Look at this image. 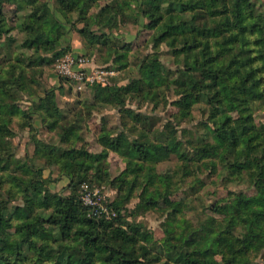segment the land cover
I'll list each match as a JSON object with an SVG mask.
<instances>
[{
  "label": "rangeland",
  "instance_id": "374dc122",
  "mask_svg": "<svg viewBox=\"0 0 264 264\" xmlns=\"http://www.w3.org/2000/svg\"><path fill=\"white\" fill-rule=\"evenodd\" d=\"M5 1L1 21L9 30L0 36V86L4 85L0 102H13L17 107L16 114L1 115L9 118L10 135L0 132L8 144L7 150L0 146V157L8 151L13 155L1 163L7 169H0V200L9 206L8 215L17 205L29 209L32 216L48 214L51 206L37 204L38 200L44 203L43 195L70 198L81 209L79 217L94 220L95 232L136 231V253L142 258L140 246L151 249V254L158 255L153 264H178L168 258L171 251L166 243L171 238L173 243L190 239L188 249L194 251L199 243L208 245L209 237L217 232L218 237L226 234L230 239L246 231L254 218V206L241 211V219L234 215L233 228L224 229L230 219L226 213L234 211L230 207L235 195L254 196L261 184L252 181L246 170L229 168L227 163L234 159L224 156L223 148L209 156L196 154V148L216 142L210 127L218 115L211 117V104L202 98L183 109L175 102L180 88L174 80L180 69L193 64L194 52H176L180 39L156 44V29L147 27L150 21L137 12L136 0H97L82 14L79 7L62 9L58 0H39L46 3L57 25L52 44L35 51L25 46L28 33L19 27L30 10H19L13 1ZM251 2L264 10V0ZM104 7L109 11L100 13ZM50 24L45 26L50 28ZM73 54L85 57L88 67L103 69L106 84H77L58 77L56 63ZM37 57L52 61L40 63ZM145 66L171 74L159 85L151 78V70L143 71ZM135 80L141 81L142 88L125 91L124 106H116L96 88L98 84L130 87ZM211 100L224 106L217 90H212ZM225 113L241 137L264 124L263 106L252 110L230 107ZM141 143L180 149L188 159L178 158L173 151L167 158L146 159L134 149ZM66 149L72 150L64 154ZM38 170L43 180L41 194L32 188L26 193V181L36 179ZM27 221L23 216L10 220L5 233L9 240L17 237ZM204 222L209 224L206 232L199 229ZM86 227L76 218L71 231ZM169 229L174 236L181 232L179 241ZM230 251L228 244H218L214 258L224 261ZM19 252L10 256L11 264H30L34 254L22 258L29 251ZM250 259L264 264V248L250 250Z\"/></svg>",
  "mask_w": 264,
  "mask_h": 264
},
{
  "label": "trees",
  "instance_id": "16d2710c",
  "mask_svg": "<svg viewBox=\"0 0 264 264\" xmlns=\"http://www.w3.org/2000/svg\"><path fill=\"white\" fill-rule=\"evenodd\" d=\"M16 3L19 10L28 8L30 12L25 16L19 27L28 33L24 41L26 47L37 51L40 46L48 47L52 44V31L56 20L48 10L46 3L39 0H9ZM62 9L79 7V13H85L97 0H58ZM5 0H0V36L8 33L1 21ZM25 3V7L22 5ZM137 12L149 19L147 27L156 29L155 43L161 41L181 40L176 52H194V62L186 69H180L174 82L180 88L179 99L175 102L188 109L191 105L204 98L206 103L212 105L211 117L217 118L211 125V134L214 135L215 144H206L196 148L199 156L214 154L217 148L225 151L224 156L234 160L227 166L234 170H246L252 181H258L261 185L254 196L244 197L241 194L234 196L232 207L234 211L226 213L229 221L224 229L233 228L236 224L234 215L241 219L239 214L245 208L251 206L252 218L246 225V231L239 237H226L217 232L209 238L211 242L204 246L200 243L194 251L189 250L192 243L190 239L183 243L180 239L181 232L173 235V229L168 233L179 242L167 241L169 246L168 258L178 264H257L250 259V250L260 252L264 248V124L247 136L237 135L236 129L231 124V117L225 113L228 108L256 109L264 107V10H258L251 0H136ZM109 9L102 8L100 13ZM99 15V14H98ZM97 16V15H96ZM98 17V16H97ZM50 28L45 25L50 23ZM32 33V34H31ZM58 36L62 34L57 33ZM44 40V42H42ZM172 40V41H171ZM44 43V44H43ZM173 48V45L171 46ZM57 53L54 57L59 56ZM40 63H50L52 59L37 57ZM151 70V78L159 85L165 84V79L171 72L161 74L157 68L145 66L143 71ZM63 79V78H62ZM1 81V79H0ZM148 82V80L146 81ZM152 88L154 83L149 84ZM0 89L2 90V87ZM96 88L105 93L116 106H124L125 91L141 90L140 80L132 81V86L107 87L98 84ZM212 90H217L222 98L223 107L216 106L211 100ZM7 92V91H6ZM7 97L8 94L5 93ZM17 107L13 102H0V132L10 135L7 129L9 118L1 115L16 114ZM140 115H135L140 120ZM71 129V128H70ZM0 135L2 150L8 147ZM66 135L64 136V141ZM118 145V144H117ZM134 146V145H133ZM135 152L145 154L146 159L154 160L159 157L167 158L173 150L166 146L138 144ZM114 147V145H113ZM117 147V146H116ZM72 149H66L64 154ZM74 152V151H73ZM157 152L159 155L152 154ZM178 158L188 159L182 150H174ZM72 155V152H68ZM13 155L10 151L0 157V169H7L1 165L3 161H10ZM72 180V176L70 175ZM34 180L26 181L25 192L32 188L41 194L43 180L41 172L35 173ZM38 194V195H40ZM34 193V196H38ZM29 196H27L28 198ZM1 198V191H0ZM39 205L51 206L48 214L31 215L29 209L24 206H15L14 211L8 215L9 206L6 201L0 200V264H11L10 256L20 250L29 251L22 258H29L34 254L30 264H153L158 261L157 254H151L152 250L144 245L140 246L142 258L136 253V231L127 234L119 230L110 234L104 230L103 234L95 232L96 223L93 219L79 217L81 209L70 198H57L49 194L42 196ZM40 202V203H39ZM242 208V209H241ZM16 216L28 221L19 227L15 239L9 240L5 235L11 226L10 220ZM78 218L87 225L85 229L72 232V223ZM247 223V221H244ZM93 226V227H92ZM208 222L200 224V230L207 231ZM138 232V229H137ZM41 239V241H39ZM111 239H113L111 241ZM223 240V241H222ZM198 241L194 240L193 242ZM218 244H228L231 247L229 257L224 261L214 258ZM99 250L98 253L96 250ZM199 252V253H195ZM98 255V257H95ZM166 264V263H163Z\"/></svg>",
  "mask_w": 264,
  "mask_h": 264
},
{
  "label": "built area",
  "instance_id": "2783aa9c",
  "mask_svg": "<svg viewBox=\"0 0 264 264\" xmlns=\"http://www.w3.org/2000/svg\"><path fill=\"white\" fill-rule=\"evenodd\" d=\"M58 77L67 78L77 84L101 83L106 84L107 73L101 68L87 66L85 57L79 54L67 55L55 65ZM80 89V86L78 85Z\"/></svg>",
  "mask_w": 264,
  "mask_h": 264
}]
</instances>
